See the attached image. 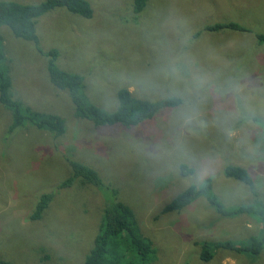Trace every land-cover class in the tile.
I'll return each instance as SVG.
<instances>
[{
  "label": "rangeland",
  "instance_id": "obj_1",
  "mask_svg": "<svg viewBox=\"0 0 264 264\" xmlns=\"http://www.w3.org/2000/svg\"><path fill=\"white\" fill-rule=\"evenodd\" d=\"M86 1L90 18L55 8L35 26L42 51L56 49L57 66L82 77L86 98L109 113L122 88L135 99L179 96L183 103L138 126L95 127L75 118L67 91L51 85L47 57L1 26L12 99L23 115L25 108L58 114L65 132L55 137L28 120L10 131L12 112L0 104V259L83 264L105 204L119 200L133 209L155 249L146 264H264V245L255 256L211 245L264 240V43L256 39L264 34V0H147L138 13L132 0ZM229 22L243 31L206 30ZM70 162L94 169L101 184L75 179L58 189L71 176ZM181 164L193 173L182 175ZM227 165L247 170L256 197L224 176ZM206 178L225 209L253 205V213L221 217L197 194L180 212L161 213ZM50 192L42 217L31 221L40 196ZM203 243L208 261L199 258Z\"/></svg>",
  "mask_w": 264,
  "mask_h": 264
},
{
  "label": "trees",
  "instance_id": "obj_2",
  "mask_svg": "<svg viewBox=\"0 0 264 264\" xmlns=\"http://www.w3.org/2000/svg\"><path fill=\"white\" fill-rule=\"evenodd\" d=\"M147 0H132L135 13L140 12L146 6ZM55 8H65L69 13L82 18L91 17V7L86 0H45L39 4L23 5L14 1H0V27L9 28L16 38L32 42L40 55L47 57L46 69L51 85L59 91H67L73 107L75 118L92 123L95 127L114 128L117 126H138L145 121H151L161 109H174L179 107L183 100L179 96H167L156 101L133 98L126 88L118 91V108L109 113L90 102L82 93V77L78 74L66 72L60 69L56 60L58 52L49 49L44 53L39 44V38L35 29L36 19ZM228 29L232 31H243L236 22L217 23L208 26V31H219ZM259 43H264V34H257ZM8 66L4 63V53L0 49V104L12 112L13 121L9 130L19 127L24 120H28L38 129H47L55 137L65 132L64 120L58 114L41 113L23 107L20 101L14 100L10 94L11 79ZM264 125V122H260ZM71 176L61 181L57 188L65 189L73 185L75 179L79 184H101L97 172L77 162H70ZM182 175H190L193 168L186 164L179 166ZM225 177L242 183L256 197L255 185L252 177L246 169L236 165H227L223 169ZM117 191V193H116ZM117 195L118 190H113ZM53 192L43 193L33 212L30 214L31 221L40 220L44 210L53 199ZM202 195L216 210L219 216L234 217L242 214L253 213V205L238 206L234 209H225L212 192V180L206 178L198 186L191 185L183 192L174 197L166 204L161 213L180 212L193 199L195 195ZM259 204L260 202L257 201ZM260 215V213L258 212ZM264 222V218H261ZM264 227V223H262ZM216 250H229L234 253H248L258 255L264 245L263 239L251 238L245 243H234L231 241H216L211 244ZM133 253V255L131 254ZM155 249L151 241L144 236L139 227L133 209L119 200L108 201L102 212L101 224L90 252L84 259L83 264H146L154 256ZM131 254V255H130ZM134 256V257H133ZM199 258L208 261L212 258L209 245L203 243ZM0 264H11L0 259Z\"/></svg>",
  "mask_w": 264,
  "mask_h": 264
}]
</instances>
